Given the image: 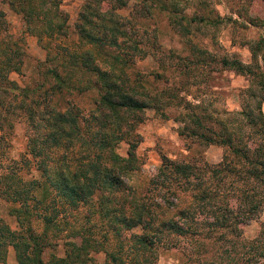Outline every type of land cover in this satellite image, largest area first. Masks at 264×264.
<instances>
[{"label":"trees","instance_id":"1","mask_svg":"<svg viewBox=\"0 0 264 264\" xmlns=\"http://www.w3.org/2000/svg\"><path fill=\"white\" fill-rule=\"evenodd\" d=\"M4 2L36 36L45 61L57 63L41 68L50 79L46 87H20L8 75L20 72L23 53L10 47L8 35L0 38V93L11 95L8 102L0 98V131L5 136L12 126L8 114L24 120L30 159L23 160H32L36 172L23 179L20 167L7 165L3 172L0 166L6 214L14 220L10 226L0 218V264H6L8 247L15 264H92L99 252L100 264H153L170 249L179 251L174 264H264V222L254 237L241 235V226L264 205V93L255 116L236 120L232 131L227 124L234 118L218 121L216 131L196 106L176 100L188 109L191 123L178 135L221 145V159L208 163L161 154L145 186L138 187L137 126L146 108L158 106L156 95L131 71L143 49L130 18L118 13L127 0H83L73 24L79 40L73 51L59 44L67 34L59 0ZM251 57L256 63V50ZM220 64L258 77L264 87V74L251 65L227 58ZM90 88L96 97L87 111L62 99L65 92ZM244 124L251 128L244 131ZM46 250L51 252L44 260Z\"/></svg>","mask_w":264,"mask_h":264},{"label":"rangeland","instance_id":"2","mask_svg":"<svg viewBox=\"0 0 264 264\" xmlns=\"http://www.w3.org/2000/svg\"><path fill=\"white\" fill-rule=\"evenodd\" d=\"M82 2L59 0V8L66 14L67 31L59 44L70 51L79 46L73 24ZM100 9L105 10L106 5H100ZM118 13L130 18L135 37L140 41L138 45L143 49V56L135 60L131 71L133 74L137 72L138 84L151 95H156L158 106L146 108L144 119L137 126L141 141L135 154L141 168L133 176L134 184L145 186L147 178L158 166L161 154L177 160L219 161L225 149L221 145H205L194 137L178 135L184 123H191L188 109L176 104V100L196 106L194 110L202 113L207 126L216 131L219 130L218 121L234 118L227 124L232 131L238 120L245 121L246 116H255L256 102L264 93L263 85H259L258 77L238 74L222 66L220 60L234 59L264 74V0H127ZM0 21V38L8 35L9 41H13L10 47L23 53L20 72L9 73V78L20 87L38 84L46 87L50 79L43 78L41 68L54 66L57 62L53 59L45 61L46 51L36 36L24 30L20 15L12 11L4 0H0ZM251 49L256 50V63L251 57ZM50 53L53 54L54 50ZM186 58L191 59L190 62H186ZM95 92L93 88L72 90L65 92L62 99L84 112L91 107ZM0 98L8 102L11 95L7 97L0 93ZM240 111L244 115H240ZM8 117L12 126L5 129V136L3 130L0 131L3 134L0 141L1 170L4 172V166L13 165L20 167L18 171L23 179L35 176L32 160L29 164L23 160L27 156V126L21 117L13 114H8ZM250 128L244 124L243 130ZM125 147L120 143L118 153L123 154ZM1 182L0 218L12 226L14 220L6 214L9 203L4 201V178ZM261 222H264V205L255 220L241 226L242 237H254ZM50 252H43L44 260L49 258ZM61 252L60 248L57 253ZM178 255L179 251L174 249L162 251L153 264H174ZM93 257L92 264H100L103 253ZM5 262L15 264L10 247L6 250Z\"/></svg>","mask_w":264,"mask_h":264},{"label":"crops","instance_id":"3","mask_svg":"<svg viewBox=\"0 0 264 264\" xmlns=\"http://www.w3.org/2000/svg\"><path fill=\"white\" fill-rule=\"evenodd\" d=\"M218 162V161H217ZM216 163V162H215Z\"/></svg>","mask_w":264,"mask_h":264}]
</instances>
